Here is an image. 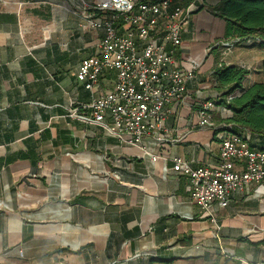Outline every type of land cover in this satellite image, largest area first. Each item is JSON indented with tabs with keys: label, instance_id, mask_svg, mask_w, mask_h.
I'll use <instances>...</instances> for the list:
<instances>
[{
	"label": "crops",
	"instance_id": "1",
	"mask_svg": "<svg viewBox=\"0 0 264 264\" xmlns=\"http://www.w3.org/2000/svg\"><path fill=\"white\" fill-rule=\"evenodd\" d=\"M221 1L189 2L176 58L197 77L167 120L178 140L156 146L148 137L125 144L71 116L92 101L76 75L103 35L75 9L83 0H0V264H264V187L207 214L173 169L175 157L220 163L226 131L197 127L198 110L221 94L217 66L245 67L228 56L225 21L211 9ZM234 48L255 57L244 87L264 82V48ZM231 115L220 105L213 119ZM263 143L250 136L251 148Z\"/></svg>",
	"mask_w": 264,
	"mask_h": 264
},
{
	"label": "built area",
	"instance_id": "2",
	"mask_svg": "<svg viewBox=\"0 0 264 264\" xmlns=\"http://www.w3.org/2000/svg\"><path fill=\"white\" fill-rule=\"evenodd\" d=\"M89 28L101 30L96 54L82 60L76 77L91 92L92 101L75 108L71 116L98 124L123 143L140 145L151 138L158 146L174 140L167 120L175 104L188 96V83L195 80V67L182 69L176 54L183 46V31L195 9L177 0H83ZM230 50L234 44L227 42ZM114 73L113 89L103 92L102 82ZM216 99H207L198 110L197 127L224 130L217 166H193L175 157L173 169L190 184V198L205 213L222 208L233 194L259 185L264 187V150L251 148L247 129L213 119ZM144 153L158 160L147 149Z\"/></svg>",
	"mask_w": 264,
	"mask_h": 264
},
{
	"label": "trees",
	"instance_id": "3",
	"mask_svg": "<svg viewBox=\"0 0 264 264\" xmlns=\"http://www.w3.org/2000/svg\"><path fill=\"white\" fill-rule=\"evenodd\" d=\"M177 1L185 7L196 0ZM211 9L214 16L225 21L224 38L229 43L264 48V0H223ZM261 70L264 74V62ZM213 72L216 88L221 92L215 103L232 112L223 122L232 124L234 133L247 129L252 137L264 138V82L244 87L251 71L236 65L222 63ZM258 149L264 150V143Z\"/></svg>",
	"mask_w": 264,
	"mask_h": 264
},
{
	"label": "rangeland",
	"instance_id": "4",
	"mask_svg": "<svg viewBox=\"0 0 264 264\" xmlns=\"http://www.w3.org/2000/svg\"><path fill=\"white\" fill-rule=\"evenodd\" d=\"M199 1H201V0H199ZM241 51H244V50H242V49L238 50V49H235L234 47H231L230 50H227V52H230V53H228V56H229V58H232V61L236 60V61L242 63L245 67L251 65L252 63L248 62V61L251 59H254L255 57L253 55L247 56L244 54H240ZM261 54H262V52H261ZM262 55H264V54H262Z\"/></svg>",
	"mask_w": 264,
	"mask_h": 264
}]
</instances>
